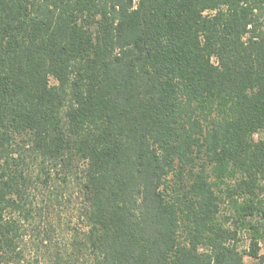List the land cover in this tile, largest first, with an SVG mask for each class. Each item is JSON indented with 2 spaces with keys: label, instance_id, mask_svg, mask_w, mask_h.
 <instances>
[{
  "label": "trees",
  "instance_id": "16d2710c",
  "mask_svg": "<svg viewBox=\"0 0 264 264\" xmlns=\"http://www.w3.org/2000/svg\"><path fill=\"white\" fill-rule=\"evenodd\" d=\"M263 130L264 0H0V264H264Z\"/></svg>",
  "mask_w": 264,
  "mask_h": 264
},
{
  "label": "rangeland",
  "instance_id": "374dc122",
  "mask_svg": "<svg viewBox=\"0 0 264 264\" xmlns=\"http://www.w3.org/2000/svg\"><path fill=\"white\" fill-rule=\"evenodd\" d=\"M55 83V79H51ZM256 139L264 138V130L255 134ZM76 186H71L69 194L66 195V202L61 206L51 208L45 211L41 217V229L48 232V242L43 249V253L39 258L35 259V264H53V252L60 247L67 254L74 253L72 243L74 236L78 233L79 237L82 234V220L78 215L82 210V198L77 192ZM248 243V238L244 237L243 245ZM67 248V249H66ZM66 249V250H65ZM262 251H264V241L262 243ZM72 264H84V254L75 252L72 255ZM245 264H254L253 259L249 256L245 257Z\"/></svg>",
  "mask_w": 264,
  "mask_h": 264
}]
</instances>
